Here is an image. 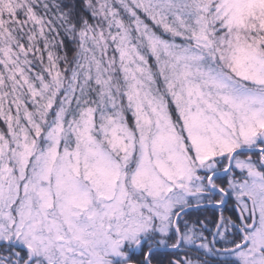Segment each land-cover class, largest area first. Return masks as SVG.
Segmentation results:
<instances>
[{"label": "snow or ice", "instance_id": "snow-or-ice-1", "mask_svg": "<svg viewBox=\"0 0 264 264\" xmlns=\"http://www.w3.org/2000/svg\"><path fill=\"white\" fill-rule=\"evenodd\" d=\"M0 264H264V0H0Z\"/></svg>", "mask_w": 264, "mask_h": 264}]
</instances>
